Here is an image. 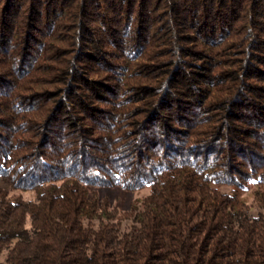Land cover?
Instances as JSON below:
<instances>
[{"label":"trees","instance_id":"16d2710c","mask_svg":"<svg viewBox=\"0 0 264 264\" xmlns=\"http://www.w3.org/2000/svg\"><path fill=\"white\" fill-rule=\"evenodd\" d=\"M0 175V264H264V0H0Z\"/></svg>","mask_w":264,"mask_h":264},{"label":"rangeland","instance_id":"374dc122","mask_svg":"<svg viewBox=\"0 0 264 264\" xmlns=\"http://www.w3.org/2000/svg\"><path fill=\"white\" fill-rule=\"evenodd\" d=\"M7 187V182L0 175V188L6 189ZM218 189L233 195L238 203L246 204L253 213L264 211V201L261 199L264 196V187L255 182H248L244 186L226 184L219 186ZM149 193L150 186L146 184L136 189H126L121 186H92L89 188L88 194L104 198L110 206L125 211L130 208L132 203H138L142 197ZM23 195V197L29 198L32 194L31 192H24Z\"/></svg>","mask_w":264,"mask_h":264}]
</instances>
